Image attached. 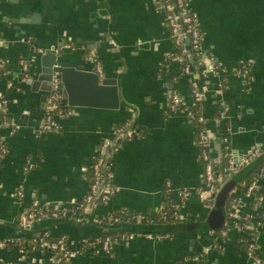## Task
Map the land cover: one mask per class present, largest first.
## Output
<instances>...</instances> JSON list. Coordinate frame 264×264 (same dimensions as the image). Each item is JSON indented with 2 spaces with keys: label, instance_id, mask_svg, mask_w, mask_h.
Masks as SVG:
<instances>
[{
  "label": "crops",
  "instance_id": "0c3cea01",
  "mask_svg": "<svg viewBox=\"0 0 264 264\" xmlns=\"http://www.w3.org/2000/svg\"><path fill=\"white\" fill-rule=\"evenodd\" d=\"M189 9L203 36L200 53L220 63L230 82L219 92L221 77L211 73L204 77L207 67L190 59L205 95L202 106L211 152L222 144L227 123L229 152H236L232 156L239 160L264 147V0H190ZM51 48L61 66L92 70L87 56H93L104 78L118 80L125 104L118 110L73 108L71 116L59 120L58 130L41 132L47 94L26 84L29 77H21L20 61L31 62V74H37L39 54ZM173 52L169 29L152 0H0V59L9 70L0 77V90L9 102L6 115L19 126L13 133L10 124L0 126V140L7 147L0 160V241L44 231L73 241L103 236L110 228L95 224L96 218L121 209L156 212L164 207L167 183L175 197L182 190L188 193L183 213L205 219L210 209L196 194L203 185V167L195 125L186 112L166 113V79L182 76L179 61L163 64ZM248 59L253 60L252 82L245 88L235 72ZM8 85L13 89L6 92ZM175 87L189 105L187 78L182 76ZM133 120L135 134L108 157L114 193L106 203L74 219L37 222L28 229L19 225V215L32 202L68 206L81 200L89 191L87 172L99 144L112 138L118 125H131ZM257 191L264 211V177ZM249 203L243 202L237 214L247 212ZM124 228L129 227L116 230ZM237 236L232 229L218 252L213 247L217 235L211 232L132 234L127 242L115 244L110 254L87 252L71 264H195L198 253L208 263L249 264L235 244ZM258 254L264 258V232L258 238ZM48 259L47 251L24 259L14 249H0V264Z\"/></svg>",
  "mask_w": 264,
  "mask_h": 264
},
{
  "label": "built area",
  "instance_id": "2783aa9c",
  "mask_svg": "<svg viewBox=\"0 0 264 264\" xmlns=\"http://www.w3.org/2000/svg\"><path fill=\"white\" fill-rule=\"evenodd\" d=\"M155 9L157 12L161 13L165 22V25L167 29H169L170 35L173 39V44L175 47V52L165 56V59L163 60V64L166 63L167 58H173L174 60L180 61L183 59H191L190 54H199L200 53V47L203 40V36L199 30V25L197 22L196 16L190 11L189 9V2L190 0H152ZM165 2V4H164ZM174 8H177L179 10L178 14H170L168 12H171L174 10ZM182 26H185L184 31H182ZM188 34V39L190 40V46L181 48L180 54L176 55V51L179 49V46L181 44V37L182 34ZM56 52V51H55ZM57 53V52H56ZM89 60V59H88ZM92 62V71H94L100 80L104 78L103 68L101 67L100 63L95 60V58H92L89 60ZM31 62L27 60H21L20 61V71L21 73H28L31 71L30 69ZM199 65H204L207 67V72L205 73L204 77L211 73V74H217L220 78L219 83V92L223 91V89L227 90V87L225 84L222 83L223 78L225 77V74L227 70L218 63L212 56H204L203 62H199ZM253 65V60L248 59L245 61H242L239 68L235 72L237 76L241 77L243 82V87L247 88L251 83H248L247 78L252 77L251 75V68ZM181 75L187 78L188 84H189V91L191 96V103L189 105H186L184 103V100L182 96L180 95L179 91L176 89L177 81L174 79L173 82L170 84L169 87V100L167 104V109L170 111V113H180V112H186L189 115V118L191 119L192 123L193 120L196 121L197 124L202 126V129L198 130V128L195 125L196 128V146L199 150V160L203 165V185L200 189L197 190L196 194L200 201L208 200L211 202L210 205H208L209 209H211L212 204L215 201L216 195L218 193V190H215L214 188V182L217 181L216 173H215V167L217 163H214L211 158V147L209 144V136L206 134V120L202 112L194 113L191 111V107L198 106L201 103L202 100V90H199L196 86V79L193 75V71L189 65H185L184 68H182ZM28 76V75H27ZM227 79V78H226ZM8 88L10 86L8 85ZM66 103V98L62 93V86L59 81V75L58 73H54L53 75V81L51 83L50 92L47 94L46 98V106H45V115L43 122L41 124V132L47 133L54 130H58V122L59 118L55 119L52 118L51 113L57 109V103ZM67 104V103H66ZM8 106V100L5 97V93L0 90V110L6 111ZM73 112V109H72ZM73 113H71L72 115ZM70 115V116H71ZM225 112L224 110H221L219 112L220 117H224ZM11 126V132H15L19 129L18 125H15L11 122H9ZM130 125V123L125 124V128H127ZM124 128H118L113 132L112 138L105 139L102 141L101 145L97 149V155L95 163L93 164V176L95 179V182L93 183L92 187L89 189V194L85 197L84 201L82 203L78 201L71 202L70 205H59V204H44L40 205L38 202H32L29 208L22 214L19 215L18 223L22 227L31 226L37 222H44V221H52V220H64V219H74L80 216L81 214H84L88 212L90 209L87 207V205H91V203L94 201L93 196L101 190V183L103 181L100 180L101 178V169L105 168L107 165V155L111 149V147L114 144H117V139L123 135ZM222 145L227 150V153L223 155L224 158L228 160L229 166L231 168H241L249 164L252 160L257 158L262 152H264V147H258L255 149L250 150L247 154H245L242 158L239 160H236L233 158L231 154H229V146H228V140L226 135L222 136ZM120 146L115 148V152L118 150ZM7 153V147L4 142H0V160L4 158V156ZM106 174L108 178V183H106V192L103 196L104 203L108 201L110 196L114 193V189L112 186V173L110 171ZM225 173L227 174V178L225 180H222V184L227 182V180L230 178L229 174L230 171L226 170ZM264 177V169L261 170L260 178L256 181H253L247 188V190L244 193H237L238 194V200L237 202L240 203L239 206L233 207L228 215L227 219H229V222L226 223V228L217 235V239L215 240L213 247L220 252L221 249L224 247L226 243V238L229 234V232L232 229H236L238 231V235H247L249 237V240L244 244L243 241H239L235 244L239 251H241L249 260V264H264V258H262L258 254V238L260 236L261 230L263 229V222H264V211L261 210V197L256 195V190L258 188L259 181ZM165 189H168L170 191V185L167 183L165 184ZM171 192V191H170ZM172 193V192H171ZM173 194V193H172ZM174 195V194H173ZM188 193L185 190L180 191L176 198L179 201L178 204L175 203L176 211L173 213V218L179 222H187L188 214H185L182 212L183 205L185 202V198L187 197ZM18 196L21 197L22 193L21 191L18 192ZM179 198V199H178ZM249 200L250 203L253 202L251 205L249 203V208L247 212L244 214L238 215L237 209L243 205V202ZM33 209H37L38 214H35L33 212ZM131 214V213H128ZM133 214V213H132ZM261 214L263 217H260ZM242 216L243 224L242 229L239 230V225L235 221L236 217ZM166 214L162 212L161 210H157L156 212H148V213H136L133 215V219L137 224H140L142 222H146V224L153 225V221L155 219L157 220H165ZM98 218H96L95 221H97ZM106 220L109 227H114L117 224H120L121 217L120 216H110L109 214L105 217H100L99 220ZM253 230L254 233H252L253 236H249L250 231ZM130 234V233H128ZM50 235L49 232L44 231L42 237H38L36 239L28 240V241H18V243L15 245L14 250L17 252L19 256H21L24 259H28L30 255L34 252L33 244L37 243L39 244L40 248L43 250L41 251H49L55 250L58 251V253L61 254V256H58L55 261H62L64 264H71L72 260L82 254H86L87 252H92L93 254H110L113 246L119 242H127L129 238L132 236L126 235L124 233L119 238L113 239L110 237H104L103 239H95L94 241H89L88 239L84 238L79 241H73L66 237L63 239H60L56 242L49 243L45 241L44 239ZM157 236V235H156ZM167 237V236H165ZM96 238V237H95ZM14 240H4L0 241V249H7L8 246L14 244ZM30 245L32 246V249H30ZM245 246V248H244ZM50 258H52L50 256ZM45 261H37L36 263H29V264H44ZM195 264H214V263H208L205 260V257L202 253H198L195 255L194 258Z\"/></svg>",
  "mask_w": 264,
  "mask_h": 264
},
{
  "label": "water",
  "instance_id": "95a60500",
  "mask_svg": "<svg viewBox=\"0 0 264 264\" xmlns=\"http://www.w3.org/2000/svg\"><path fill=\"white\" fill-rule=\"evenodd\" d=\"M39 73L29 74L26 84L34 92L41 91L45 94L50 92L54 73H58L62 86V93L66 103L71 108H97L105 110H118L125 104L121 97L118 80L113 78L99 79L92 70H84L77 67L59 65V55L54 48L39 54ZM135 120L131 123L134 129ZM236 152H232L235 157ZM221 157V144L218 142L215 151L211 152V158L217 163ZM239 157V156H237ZM264 163V152L225 182L216 195L204 220L199 222H179L165 225H148L142 227L124 228L123 231L139 235H168L179 232H217L225 223V202L228 195L236 188L252 170ZM203 203L210 205L208 200ZM26 229L29 227L26 226Z\"/></svg>",
  "mask_w": 264,
  "mask_h": 264
},
{
  "label": "trees",
  "instance_id": "16d2710c",
  "mask_svg": "<svg viewBox=\"0 0 264 264\" xmlns=\"http://www.w3.org/2000/svg\"><path fill=\"white\" fill-rule=\"evenodd\" d=\"M171 1H174V0H171ZM165 4V2H164ZM170 14H178L179 13V10L177 8H174L173 11L171 12H168ZM179 15V14H178ZM184 28L185 26H182V31H184ZM173 40V39H172ZM190 46V40L188 39V34H185L183 33L182 34V37H181V44L179 46V49L176 51V55L180 54V50L181 48H184V47H188ZM72 49H74V46L71 47ZM87 54V52H85ZM190 58L193 59L196 63H199V62H203V59H204V56L199 53V54H194V53H191L190 55ZM92 56H87V59H91ZM173 58H167L166 59V67L168 66L169 62L172 60ZM180 63V67L181 68H184L185 65H189L192 69L193 67V64L190 62L189 59H183V60H180L179 61ZM6 64L7 62L0 59V77L1 76H4L5 74H7L9 72V70L6 68ZM205 65V64H204ZM165 67V68H166ZM193 71V69H192ZM29 74H31V71L28 72ZM28 73H21V77L22 78H26ZM182 76H179V77H175V78H167L166 82H167V88H168V95H169V87H170V84L173 82V80L175 79L176 81H178ZM247 81L248 83H251L252 82V77H248L247 78ZM196 83H197V80H196ZM222 83L226 85V87L228 88L229 87V80L226 79V78H223L222 80ZM197 88L199 90L203 89L202 87H200V85L196 84ZM205 87V86H204ZM12 87H10L6 92H9V91H12ZM223 91H226L225 89H223ZM204 94H203V98H204ZM169 98V96H168ZM202 98L201 100V103L198 105V106H193L191 107V111L196 113H200L202 112L203 113V101L204 99ZM9 103V102H8ZM72 109L71 107H69L66 103H60L58 102L57 103V109H55L52 113H51V116L52 118H55V119H61V118H66V117H69L71 115L72 112ZM166 113L167 114H170V111L166 108ZM194 124L196 125V127L198 128V130L202 129V126H200L199 124L196 123L195 120H193ZM10 122L8 116L6 115V111H1L0 110V126L3 125V124H8ZM129 123V122H127ZM127 123H124V124H121V125H118L114 131L118 128H124V132H123V135L121 137H119L117 139V144H114L108 155H107V165L105 166V168H102L101 169V178L100 180L103 181L101 184V190H99L94 196H93V202L91 203V205H87V207L90 209L88 212H93L95 210V208L101 204H104V200H103V196L107 190L106 188V183H108V178H107V173L109 172V167H110V162H109V155H112L114 154L115 152V148L120 146L121 144V141L123 139H126V138H130L131 136H133L135 134V130H131V125H129L127 128H125V124ZM223 133L224 135H226L228 133V129H229V124L225 123L223 125ZM206 134H207V131H206ZM208 136V134H207ZM0 142H2L0 140ZM102 143V142H101ZM101 143L99 144V146L101 145ZM209 144H210V140H209ZM229 152V151H228ZM227 153V150L224 148V146L221 144V157L220 159L218 160L217 164H216V167H215V173H216V177L217 178V181L214 182V188L215 190H220L221 186L224 184H222V180H225L227 178V174L225 173L226 170H229L230 171V178L235 175L238 171H240L243 167L237 169V168H231V166H229L228 164V160L226 158L223 157V155ZM230 154V152H229ZM96 156L95 158L93 159L92 161V164L89 166L88 168V172H87V180H88V184H89V189L92 187L93 183L95 182V179H94V176H93V164L95 163V160H96ZM202 164V163H201ZM203 167V165H202ZM264 169V163L258 165L254 170H252L242 181L239 182V184L236 186V188L228 195L227 199H226V202H225V223L223 225V227L217 231V232H211L215 235H219L225 228H226V223L229 222V219H227V215L229 213V211L233 208V207H236V206H239L240 203L237 202L238 200V194L237 193H244L248 186L253 182V181H256L260 178V175H261V170ZM229 178V179H230ZM228 179V180H229ZM90 192L88 191V193L81 199L79 200L78 202L82 203L85 199V197L89 194ZM258 194V191L256 190V195ZM163 195H164V198H165V204H164V207L162 209H160L162 212H164L166 214V218L165 220H157L155 219V221H153V225H165V224H175V223H178L177 220H175L173 218V213L176 211V208H175V195H173L170 191H168V189H164L163 191ZM179 199V198H178ZM253 202L250 203V205L252 204ZM38 211L37 209H33V212L35 214H38ZM128 213H131V214H128ZM133 213V214H132ZM136 212H131L129 211L128 209H121V210H118V211H115V212H112L110 213L109 215L110 216H120L121 217V221H120V224H117L116 226L114 227H109L106 220H97L95 222V224H98V225H101V226H105V227H109L110 230L103 236H100V237H96V238H86L88 239L89 241H94L95 239H103L104 237H110V238H113V239H116V238H119L121 235H123L124 233H126L125 231H123L122 229L121 230H116L117 227H122V226H126V227H129V228H132V227H142V226H148L149 224H146V222H142L140 224H137L135 222V220L133 219V215H135ZM188 217V220L187 222H199V220H197V217L194 216L193 214H188L187 215ZM260 217H263V215L261 214ZM238 225H239V230L242 229V224H243V219H242V216H239V217H236V220H235ZM264 230L262 229L261 230V233H263ZM253 230L250 231L249 233V236H253L252 235ZM126 235H130L128 233H126ZM173 234H168V235H157L155 237H170L172 236ZM43 236V232L37 234V235H33L31 237H27V238H23V239H18V240H14V244L10 245L7 247L8 250L10 249H14L15 245L18 243V241L22 240V241H28V240H32V239H36L38 237H42ZM64 236H52V235H49L48 237H46L44 240L49 242V243H53V242H56L60 239H63ZM247 240H249V237H248V234L245 235H238L237 238H236V244L237 242L239 241H243L244 244L247 242ZM33 247H34V251H41L43 250L42 248H40L39 244H33ZM30 249H32V246L30 245L29 247ZM245 248V246H244ZM49 252L50 256L52 258L48 259L47 261L44 262V264H64L62 261H58V260H54L56 259L58 256H61L60 253H58V251H55V250H51L49 249Z\"/></svg>",
  "mask_w": 264,
  "mask_h": 264
}]
</instances>
